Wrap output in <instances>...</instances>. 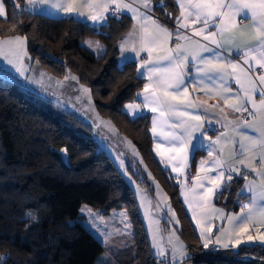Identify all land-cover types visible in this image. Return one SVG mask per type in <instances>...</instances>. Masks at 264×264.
Returning a JSON list of instances; mask_svg holds the SVG:
<instances>
[{"label": "trees", "instance_id": "trees-1", "mask_svg": "<svg viewBox=\"0 0 264 264\" xmlns=\"http://www.w3.org/2000/svg\"><path fill=\"white\" fill-rule=\"evenodd\" d=\"M5 2L7 16L0 18V36L25 35L30 55L51 75L75 74L90 86L98 114L129 137L150 171L161 177L190 251L187 260L264 264V245L259 243L203 247L179 186L163 174L170 173L162 169L154 151L150 114L130 118L123 111L127 101L138 100L145 81L135 60L118 64L119 42L132 25L130 16L110 15L98 27L71 16L34 13L12 0ZM153 11L169 25L178 12L174 0H164V6L153 0ZM90 37L102 41V55L85 45ZM137 179L144 183L138 175ZM242 184L241 176L234 177L218 199L236 209ZM83 204L105 215L125 208L133 224L136 256L123 264H158L150 252L132 186L99 146L82 115L64 111L0 75V264H96L105 246L85 226Z\"/></svg>", "mask_w": 264, "mask_h": 264}, {"label": "snow or ice", "instance_id": "snow-or-ice-1", "mask_svg": "<svg viewBox=\"0 0 264 264\" xmlns=\"http://www.w3.org/2000/svg\"><path fill=\"white\" fill-rule=\"evenodd\" d=\"M47 2L48 0H27L29 6ZM159 2L161 6H164V0H159ZM74 3L75 0H63L62 3L55 6L68 14L76 13L80 16H86L94 23L106 22V13L110 10L114 13L130 11L134 14V18L138 19V27L134 26L132 31L127 34V37L121 42L120 49L122 55L127 52L134 53L135 56L141 52H146L148 55L147 60L140 61V69H147L149 83L145 84L144 91L137 95L143 97L144 106L150 111L157 112L159 110V117H154L152 120L153 133L157 131L158 124L166 125L168 117H175L176 124L174 127L177 131L168 133V136L171 137L170 143L175 146L176 152L183 154L182 160L187 159L190 151L194 153L204 148L207 140L209 160L214 166L208 171L215 170L217 176L211 178L210 182L213 187L205 189L200 202L209 203L211 201L216 190L220 189V180L226 172L228 173V182L232 181V174L236 173L247 181L242 192L247 190L253 195L250 203L242 205L240 215L226 217L229 224L238 221L235 224L237 231L233 235L238 236L240 233L247 232L249 230L248 225L253 222L264 225V169L253 167V163L257 160L261 165H264V73L252 75L254 66L264 69V0H174L180 11V15L175 17V32L177 33L175 39L177 43L174 48L166 47L173 38V31L159 24L148 14V11H140L139 6L145 10H150L151 0H132L131 3H126L124 0H80L81 7L88 9L87 13L74 7ZM133 4L139 6L133 7ZM6 16L5 5L3 0H0V18ZM241 19H247L250 22L241 26ZM189 21L192 24L201 23L203 25L202 28L195 29L194 34L202 36L204 41L210 42L214 47L193 40L190 35L180 34L182 29L189 28ZM213 27L215 31L210 30ZM206 31L207 34L205 35ZM179 41L185 43L181 44ZM87 43L91 46L93 42L88 41ZM26 44L27 38L20 35L0 39V55L7 58V53H12L16 55L17 61H19L21 54H27ZM96 46L98 49L102 47L98 42H96ZM226 46L229 50L240 54V59L225 61L221 49ZM154 52L157 53L155 59L153 58ZM202 53H210L211 55L203 56ZM189 58L193 61H199V65L196 66L197 75L203 74L210 84L217 85V94L222 97L224 105L230 109L231 114H240L241 118L229 119L230 113L225 112L224 107L219 103L208 105L190 98L188 89L189 87L194 88L195 85L186 82ZM8 62L13 63L11 59ZM162 65L164 66L163 70ZM154 73L156 74L155 78ZM140 74L143 75V72L141 71ZM69 78L77 79L70 76H66L64 79ZM189 78L195 79V77ZM230 80H234L235 84L238 85L236 90L228 86ZM204 82V79L200 80L201 84ZM153 84L156 86L153 87ZM83 91L89 92L90 90L84 88ZM257 94H259V100L256 99ZM125 107L129 110H135L139 109L140 105L128 104ZM194 110L203 111L205 114L213 111L221 119L214 122L206 121L205 117L194 114ZM134 114L139 115L138 112ZM205 122L213 130H215L214 124H220L226 131H222L213 141L204 130ZM225 145H231L226 159H222L221 155H213L217 152L223 154ZM237 145L238 151L236 150ZM208 162L206 160L200 162L201 171H205L204 165ZM173 171L179 170L173 168ZM245 171H252L260 176L259 183L255 180H248ZM193 179L197 181V187L202 189L204 183L200 181L209 182L210 180L207 174L202 178L197 176ZM188 206L189 208L192 207L191 204ZM211 212L219 213L224 217L221 209L213 208L207 214L210 215ZM175 223H179V221L177 220ZM199 223L197 221V224ZM211 231L210 228L207 230L208 233ZM220 231L221 233L224 232L223 229ZM173 236L174 233L169 236V244H172ZM200 236L203 238L204 248H208L210 244L229 247L233 242L229 238L228 243L222 244L220 236H217L213 241L203 228H201ZM175 239L173 258L178 253L181 261H183L189 257L186 251L187 246L179 240V237H175ZM254 239L251 236L248 237L247 241L236 239L235 245L242 242H253ZM258 239L259 242L264 243V235ZM157 246L159 247V245ZM159 254L163 255L164 253L160 252ZM2 259L0 257V260Z\"/></svg>", "mask_w": 264, "mask_h": 264}, {"label": "crops", "instance_id": "crops-1", "mask_svg": "<svg viewBox=\"0 0 264 264\" xmlns=\"http://www.w3.org/2000/svg\"><path fill=\"white\" fill-rule=\"evenodd\" d=\"M16 6H18L19 8H23L26 9L28 11L34 12V13H41L45 16L48 17H52V18H61V17H74L77 18L79 20H83V21H87L93 25L96 26H101L103 24H105L106 22H93L89 19L86 18V16H80L76 13L73 14H68L66 13L63 9L56 7L55 5L58 3H62L63 0H48L47 3H37L33 6H29L27 4V0H12ZM124 2L126 3H131L132 0H124ZM3 3L5 5L6 8V12H7V4L5 2V0H3ZM74 7L80 8L81 11L87 13L88 9L86 7H81L80 4V0H75V3L73 4ZM139 5L133 4V7H137ZM177 6V5H176ZM114 7V6H113ZM140 11L144 12V11H148V14L152 16L153 19L157 20L159 24H161L162 26L168 28L170 31H173V38L171 41H169L166 45L167 48H174L177 41L175 39L177 33L175 32V28H176V23H175V17H178L180 15V11L179 8L177 6V15L174 16V24L173 25H169L167 23H165L163 20H161L153 11V0H151V8L150 10H145L142 6H139ZM122 14H126L128 16H130V18L132 19V25L130 27V29L127 31V33L123 36V38L120 40V44H119V56H118V60L119 62H121L122 64L128 60H135L137 62V67H138V73L140 76H142L143 78H145V81L142 85V87L139 89L138 93H142L144 91V85L149 83L148 80V73H147V69H140V61L141 60H147L148 59V55L146 52H141L138 56H135L134 53L131 52H127L124 53L122 55L121 53V49H120V45L121 42L127 37V34L132 31L134 26L138 27V19L134 18V14L130 11H122L119 13H114L111 10L106 13L107 19L110 15H116V16H120ZM5 18V17H4ZM106 19V21H107ZM250 21L247 19H241L240 20V24L241 26H243L244 24H248ZM203 25L201 23H196V24H192L191 21H189V28L188 29H182L180 34L183 35H190L192 37L193 40H198L200 41V43L202 44H208L209 47H214L210 42L208 41H204L202 36H196L194 34L195 29H199L202 28ZM211 31H215V28H211ZM207 34V31L205 32V35ZM181 44H184V41H179ZM222 54L225 57V61L229 60V59H240V54H237L235 51L229 50L227 48V46L224 49H221ZM163 54V53H160ZM157 53L154 52L153 53V58L155 59ZM203 56H209L211 55L210 53H202ZM199 65V61H193L191 60V58H189V64L187 66V73H188V77H186V82L190 83V84H194L195 87H189L188 92L190 95V98L194 101H198L200 103H206L208 105L211 104H216L219 103L222 107H224L225 112H229L230 113V109L227 108V106L224 105L223 103V99L222 97L217 94L218 93V88L217 85L215 84H210L203 76V74H200L199 76L197 75L196 72V66ZM151 66V65H149ZM163 65L161 66L162 70H163ZM40 69L41 72L43 73V75L51 80V81H55L57 82L56 85H58V81L55 78V76L51 75L49 73V71H47L45 69V67L43 66V64H40ZM44 69V70H43ZM45 71V72H44ZM143 72V75L140 74V72ZM260 73H264V69H261L259 67H255L253 68V72L252 75H257ZM154 78L156 76V74L154 73ZM66 76H70V77H75L73 74L67 73ZM64 76V77H66ZM189 77H195V79H190ZM73 83L78 82V78L77 79H71L69 78ZM204 79V84L200 83V80ZM207 85V87H205ZM156 85L153 84V87H155ZM228 86L231 87L233 90H236L238 88V85L235 84L234 80H230L228 83ZM211 92L212 94H206ZM42 95V94H41ZM183 98V97H181ZM257 100H259V94H257L256 97ZM137 104L140 105V108L138 109V113L139 115L142 114H150L151 116V133L153 135V148L154 151L158 157V159L163 162L165 164V168L168 169V172L175 178V179H179L181 178L184 181V185H182L183 187H179L180 188V194H181V198L183 200V203L186 207V209L188 210L190 216L192 217V220L194 222V224L197 227V231L200 234L201 228H203V230L207 233V235L209 237H211V239L214 241L215 238L217 236L221 237L222 240V244L223 243H228L229 238H231V240L233 241L232 244L229 245V247H223L222 245H214V244H210L211 246L217 247V248H237L238 246L242 245V244H250V243H259L264 245V243L259 242V237L261 235H264V225L258 224V223H250L248 225V231L244 232V233H240L238 236L233 235V233H235L237 231V229L235 228V224L238 223V221H234L233 224H229L228 220L226 219L227 216H233V215H240L241 214V207L244 204H248L250 203L251 200V196L253 195V193H249L247 192V190L242 192V189H245V185L247 183L246 180L243 179V184L242 187L240 189V193H241V198L238 199L237 204L238 207L236 209H231L228 208L224 203H222L219 199L218 196L221 192V190L225 187V185L228 183L227 181V176L228 173H225V176L222 178V180H220L221 182V187L220 189L216 190V194L214 196H212L211 201L209 203H201L200 201L202 200V196L204 194V191L206 188L209 187H213L211 181V178L216 177L217 176V172L215 170L213 171H208L209 169H213L214 166L211 164L210 160H209V153L207 150V143L208 141H205V147L199 149L198 151L192 153L191 151L188 154V157L186 160H182V153L178 154L175 150V146L170 143L171 137L168 136V133H174L175 131H177V129L174 127V125L176 124V118L175 117H168V123L166 125L163 124H158L157 126V131L155 133H153L152 128V120L154 117H159L160 113L159 110L157 112H152L150 111L147 107L144 106V101H143V97L142 96H138V100ZM153 107H156L155 105H153ZM130 114H132V111H129ZM194 114L196 115H200L202 117H205V120H211V121H216L217 119H221V117L213 112V111H209L208 114H205L203 111L200 110H194ZM138 115V116H139ZM247 115V114H245ZM237 118H241L240 114H231L229 115V119H237ZM214 129L209 128L207 122H205L204 125V130L207 132V136L211 137V139L214 141L216 139V137L218 135H220V133L222 131H226V129L222 128L220 124H214ZM197 135H199L197 133ZM217 148H219V146H217ZM231 145H225V151L223 154H220L219 152L214 153L213 155H221L222 159H226L229 155V151H230ZM236 150L238 151V145L236 147ZM173 157H175L173 159ZM202 160H206L209 161L208 163H206L204 165V169L205 171H201V164L200 162ZM253 167L256 169H264V165H261L259 163V161L257 160L256 162L253 163ZM173 168L178 169L179 171H173ZM188 169H191L194 177H203L205 174H207L210 178L209 182H204L203 180H201V183H204V188H199L197 187V181L194 180L192 185H188L184 179V175L186 173V171ZM242 171H244L242 169ZM233 178L234 177H238L239 175H237L236 173H233ZM245 175L248 177V180H255L257 183H259L261 177L258 176L256 173L252 172V171H245ZM220 179V178H218ZM139 182L140 179H139ZM193 189H195V191H193ZM185 197H187V199H185ZM189 204L192 205L191 208H189ZM85 204H83L81 206V214H83L85 216V220H84V224L87 227L86 224V219H87V215L85 213L82 212V208L84 207ZM221 209L223 211L224 217H222L219 213L216 212H211L210 215H208L207 213L210 212L211 209ZM245 212H247V209H245ZM97 215H102L104 218H100L101 222H108V220H105V217H112L113 215H120L121 216V220L123 222V225L130 229V233L132 235V238L134 239V229H133V224L131 222V219L129 217L128 211L125 208H121V209H114L112 210L108 215H105L103 213H101L100 211H96ZM197 221H199L200 223L197 224ZM107 223V224H108ZM88 228V227H87ZM211 229L212 231L210 233L207 232L208 229ZM89 229V228H88ZM220 229H223L224 232L221 233ZM90 230V229H89ZM91 232V231H90ZM97 239H99L93 232H91ZM251 236L253 238H255L253 240V242H242L239 245H235V240L236 239H240L241 241H247L248 237ZM201 237V236H200ZM201 240L203 242V238L201 237ZM102 242V241H101ZM103 243V242H102ZM104 245V244H103ZM105 246V245H104ZM188 251V246L186 248ZM186 250V251H187ZM104 255V251L98 256L97 260H96V264H116V262H130L135 256H136V247H135V242L134 244H131L127 247H123L121 249V252L117 254L118 257L121 258V261L117 260L113 262H109L107 261V259H103L102 256ZM165 258H169L170 259V263L171 261H176L179 257V254L177 253L175 258H173V254L170 257H165ZM179 264V263H177Z\"/></svg>", "mask_w": 264, "mask_h": 264}, {"label": "rangeland", "instance_id": "rangeland-1", "mask_svg": "<svg viewBox=\"0 0 264 264\" xmlns=\"http://www.w3.org/2000/svg\"><path fill=\"white\" fill-rule=\"evenodd\" d=\"M15 35L26 37L23 34H6L0 36V39H7ZM88 41L93 42L91 46L87 43ZM96 42L102 46L100 49L97 48ZM85 45L97 55H102L105 51L104 44L97 37L88 38L85 41ZM26 53V55H20L19 61H17L16 55L12 53H7V58L4 55H0V75L17 82L21 88L37 94L40 98L42 97L51 101L64 111L82 115L86 120L87 128L91 131L99 146L111 157L112 161L132 186L136 194L139 209L143 215L151 247L150 252L157 261L158 259L172 256L173 245L176 244L175 237H179V240L187 246L186 240L180 232V223H175V221H179L178 215L161 177L150 171L148 164H146L147 162L143 160L139 150L131 139L120 134L116 125L109 118L101 117L98 114L95 98L90 86L79 80L75 83L70 79L65 80L64 76L67 73L62 76H55L58 81V85H56L57 82L51 81L43 75L40 69V61L30 55L27 44ZM9 59L13 63H9ZM118 64L122 65L119 60ZM73 75L77 78L75 74ZM84 88L90 91L85 92L83 91ZM128 104H137V101H127L123 105V111L130 118H136L138 115L134 113H137L138 109L129 110L125 107ZM129 111H132V114ZM160 165L162 169H166L163 162L160 161ZM163 174H166L170 178L168 180L172 184H177L180 188L183 187L184 181L181 178L171 179L170 174ZM137 175L141 180H144V183L138 181ZM96 211L98 210H95L88 204H85L82 208V212L87 215V227L105 245L102 258L113 263L117 260L121 261V258L117 254L121 252L123 247L134 244L130 229L123 225L120 215L105 217V220L109 221V223H105L97 218L100 217L102 219L104 217L97 215ZM172 233H174L172 244H169V236ZM154 236L156 237L155 239ZM160 252L164 254L160 255ZM187 253L190 256V251L187 250ZM187 259L181 261L178 258L176 261H171L170 263V259L168 258L169 262L167 264H192ZM116 264H123V262H116Z\"/></svg>", "mask_w": 264, "mask_h": 264}, {"label": "built area", "instance_id": "built-area-1", "mask_svg": "<svg viewBox=\"0 0 264 264\" xmlns=\"http://www.w3.org/2000/svg\"><path fill=\"white\" fill-rule=\"evenodd\" d=\"M194 174L191 169H188L185 173V181L188 185H192L194 182ZM169 260L167 258L164 259H158V264H167Z\"/></svg>", "mask_w": 264, "mask_h": 264}]
</instances>
